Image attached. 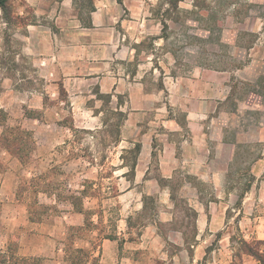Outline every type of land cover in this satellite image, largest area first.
<instances>
[{
  "label": "crops",
  "instance_id": "crops-1",
  "mask_svg": "<svg viewBox=\"0 0 264 264\" xmlns=\"http://www.w3.org/2000/svg\"><path fill=\"white\" fill-rule=\"evenodd\" d=\"M42 1L45 6L47 0H27L31 6H37V18L43 10L39 7ZM51 1L57 4L55 17L59 28L62 14L73 15L74 0ZM92 1L95 7L91 16L92 27H83L97 32L110 30L112 37L93 42L90 46H80L91 48L97 54L89 64L134 62L138 57L137 49L146 37L160 33L147 28L150 20L144 4L148 0H123L122 3L117 0ZM18 15L26 22L25 33L22 34L23 53L30 56L34 67L40 71L45 66H52L51 77H41L52 86L61 82L69 101L60 99L61 89L49 94L47 90L5 88L0 95V109L8 114L6 126L21 127L31 132L34 145L26 158L33 162L30 168V164L22 162L2 146L1 138L6 126H0V253L15 248L19 257L37 259L40 264H74L76 261L82 264H201L209 257V240L217 239L222 247L212 251L208 264H258L250 255L237 257L231 239L235 228L248 243L264 242V216L259 213L264 206V184L251 187L242 202L243 215L239 218V211L237 218H230L229 211L235 212L234 193L225 191L226 197L223 198L224 190L219 184L215 188L217 200L207 201L204 191L189 181L181 186L179 199L171 185L160 184L151 168L154 141L149 135L141 139V153L134 169L124 164L122 152L104 158L96 154L74 153L76 150L71 147L74 130L99 129L93 109L77 99L82 96L79 94H83L77 83L84 77L60 74V66L72 65L67 46H79L74 42L54 40L55 33L40 21H29L27 11ZM6 27L0 10V48L2 31ZM43 33L49 34V40L42 38ZM113 34H116L115 38ZM108 50H111V55H108ZM139 75L137 71L133 77L127 75V79L132 78L131 82L137 86ZM85 78L86 81H96L102 94H111L112 90L116 95L122 92L119 83L124 79H118L117 75L107 74L100 79L89 73ZM2 79L5 83L9 80L4 74ZM108 81H114L116 87L108 88ZM16 95L19 96L17 101ZM45 95L52 96L57 103L47 106L43 99ZM128 96L130 101H127L126 109L135 98H139L141 103L149 99L144 89L138 88L131 89ZM27 110L55 111L56 118L29 117ZM132 110L122 132L128 126L137 128L133 119L138 111ZM66 113L82 114L86 119L67 125L63 123ZM191 117L188 116L191 136L183 143L182 158V163L189 167L183 176L196 181L208 180L212 176L219 178L220 174L212 172L198 155L206 139L203 137V125ZM166 125L171 132L180 129L173 121ZM123 143L124 140L119 141L116 148L124 150ZM64 145L69 148H64ZM173 147L171 141H165V150L160 155L159 173L167 182L179 172L180 160L175 150L171 152ZM99 159H112L120 164H112L111 174L103 175L102 165L90 163ZM56 166L59 172L53 170ZM254 174L258 178L264 176L262 160L255 165ZM180 201L193 212L192 218L177 205ZM176 224L179 228L174 227ZM224 257L228 258L227 263L221 261Z\"/></svg>",
  "mask_w": 264,
  "mask_h": 264
},
{
  "label": "rangeland",
  "instance_id": "rangeland-1",
  "mask_svg": "<svg viewBox=\"0 0 264 264\" xmlns=\"http://www.w3.org/2000/svg\"><path fill=\"white\" fill-rule=\"evenodd\" d=\"M170 1L148 0L144 4L147 19L150 20L147 28L152 32L159 30L160 33L146 37L143 45L137 49L138 57L134 62L93 65L89 63L93 62L97 54L91 48L88 50L80 46H90L103 38H111L112 33L110 30L97 32L83 27V24L92 27L89 0H76L73 3V15L62 14L59 28L55 17L57 4L51 0H47L45 6L43 1L39 3L43 9L39 18L35 15L37 6H31L27 0H11L13 17L11 24H7L2 31L0 48V95L5 88H21L26 91L36 89L40 92L47 90L49 94L61 89L60 99L69 101L61 82L52 86L41 77L50 78L52 66H45L40 71L34 67L30 56L23 53L22 34L25 33L26 22L18 14L27 11L29 21H40L55 33L54 40L60 43L74 42L79 46H67L72 65L64 68L60 66V74L84 77L83 81L77 83V87L83 91V94H79L81 98L77 99L93 109L99 129L74 130L71 137V147L76 150L74 153L86 156L96 154L104 158L122 152L124 164L132 169L141 153V139L149 135L154 141L151 168L161 185H171L175 197L179 199L181 186L189 181L204 191V199L207 201L217 200L215 188L219 184L224 190L223 198L228 190L234 193L235 212L230 210L229 217L237 218L240 211V218L247 191L255 185L264 184V176L258 178L254 174L255 165L261 160L264 163V0H182L175 10L169 5ZM113 36L115 38L116 34ZM159 37L163 39L159 40ZM42 38L49 40V34L43 33ZM110 51L108 55H111ZM137 71L140 75L135 86L131 82L132 78L127 79V75L133 77ZM89 73L96 74L100 79L107 74L124 79L119 83L122 92L116 95L115 90H112L111 94H102L96 81H86L85 77ZM3 74L9 79L6 83L2 79ZM113 82L106 83L108 88L116 87ZM133 88L144 89L149 99L141 103L139 98H135L126 109L125 105L130 101L128 94ZM17 99L18 95L15 96ZM43 99L47 106L57 103L50 95H45ZM131 109L138 111L133 119L137 128L131 129L128 126L122 132L126 120L122 122L118 112H123L128 118ZM27 114L47 120L56 118L55 111L51 110L47 113L27 110ZM65 115L67 117L63 123L67 125H72L75 120L86 119L82 114ZM189 115H192L191 120L203 125L206 144L198 155L212 172L220 174L219 178L212 176L208 180L196 181L183 176L189 167L182 163L183 143L191 136ZM169 121L179 125L180 129L169 131L166 125ZM121 140H124V150L116 148ZM167 140L173 143L171 152L175 150L180 160L179 172L170 182L159 173L160 155L165 150ZM33 146L29 142L27 149ZM63 147L69 148L67 145ZM25 163L30 164V168L33 165L29 160ZM90 163L102 165L103 175L111 174L112 164H120L112 159H99ZM54 169L58 172L60 170L57 166ZM177 205L192 218L193 212L189 211L183 201L177 202ZM259 213L264 216V206ZM174 227L179 228V225ZM209 243V257L201 264H208L209 259H212V251L222 247L217 239H211ZM231 244L237 257L241 258L248 253L242 234L235 228ZM248 244L254 252L264 254V246L256 242ZM68 251L70 254L71 251ZM227 260V257L221 259L223 263H227ZM74 264L82 262L76 261Z\"/></svg>",
  "mask_w": 264,
  "mask_h": 264
},
{
  "label": "trees",
  "instance_id": "trees-1",
  "mask_svg": "<svg viewBox=\"0 0 264 264\" xmlns=\"http://www.w3.org/2000/svg\"><path fill=\"white\" fill-rule=\"evenodd\" d=\"M11 0H0V10L2 13V18L8 25L11 24L13 12L12 5L10 3ZM119 3H122L123 0H117ZM182 0H171L169 5L175 10L178 9L179 3ZM76 2V0H74ZM90 5L88 6L90 14L95 11V7L92 0H89ZM82 22V21H81ZM84 26V24H83ZM85 27H90L86 26ZM166 29V25H164ZM119 116L122 118V122L126 120V116L123 112H118ZM28 115V114H27ZM29 117H33L29 115ZM8 120V114L4 110H0V126H6ZM33 143L32 134L29 131L22 129L21 127H5L1 138V144L8 151H10L14 156L21 159L22 162H26L27 156H29L30 152L34 149H27L28 143ZM27 153V154H26ZM135 168V166H134ZM132 168V169H134ZM243 244L248 251V255L254 257L259 264H264V254L263 252H254L252 248L249 247L248 242L243 240ZM260 245H264L263 243H258ZM0 264H40V261L37 259L31 258H22L16 254L15 248H9L6 253H0ZM73 264V263H72Z\"/></svg>",
  "mask_w": 264,
  "mask_h": 264
}]
</instances>
